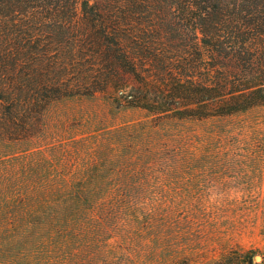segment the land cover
Returning <instances> with one entry per match:
<instances>
[{
    "label": "rangeland",
    "instance_id": "1",
    "mask_svg": "<svg viewBox=\"0 0 264 264\" xmlns=\"http://www.w3.org/2000/svg\"><path fill=\"white\" fill-rule=\"evenodd\" d=\"M152 117L101 94L65 97L33 140L0 142V264L96 260L98 249L116 264H227L231 250L264 264V105ZM73 193L87 199L80 225L51 231L52 199Z\"/></svg>",
    "mask_w": 264,
    "mask_h": 264
},
{
    "label": "trees",
    "instance_id": "2",
    "mask_svg": "<svg viewBox=\"0 0 264 264\" xmlns=\"http://www.w3.org/2000/svg\"><path fill=\"white\" fill-rule=\"evenodd\" d=\"M96 94L158 121L264 105V0H0V142L33 140L52 102ZM52 200L51 231L80 225L86 196ZM98 253L66 264H116Z\"/></svg>",
    "mask_w": 264,
    "mask_h": 264
},
{
    "label": "water",
    "instance_id": "3",
    "mask_svg": "<svg viewBox=\"0 0 264 264\" xmlns=\"http://www.w3.org/2000/svg\"><path fill=\"white\" fill-rule=\"evenodd\" d=\"M259 259H260L259 255H256L255 258H254L255 261H258Z\"/></svg>",
    "mask_w": 264,
    "mask_h": 264
}]
</instances>
